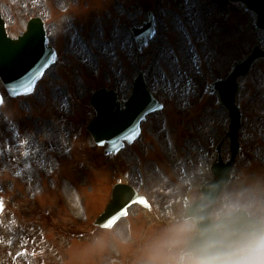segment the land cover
<instances>
[{"label":"rangeland","instance_id":"374dc122","mask_svg":"<svg viewBox=\"0 0 264 264\" xmlns=\"http://www.w3.org/2000/svg\"><path fill=\"white\" fill-rule=\"evenodd\" d=\"M0 10L11 34L24 30L33 17L45 21L57 63L49 67L32 94L17 100L14 112L23 131L41 125L52 137L61 132V141L67 132L77 134L75 154L81 153L83 160L80 191L86 214L101 213L115 178L127 174L128 182L154 199L163 217L175 218L174 205L189 197L187 204L177 207L181 213L199 199L200 187L213 179L211 167L217 161L220 141L222 160H230L226 135L230 113L212 85L226 78L256 45L264 50V30L256 27L255 14L242 4L226 0H0ZM149 12L155 18L156 33L138 48L132 28L147 21ZM139 71L163 107L146 116L133 143L106 155V146H97L86 129L95 114L91 95L106 87L116 90L124 103ZM236 103L243 115L240 151L228 187L264 176V58L238 80ZM3 167L9 169L5 163ZM70 183L75 188V169ZM134 212L131 208L132 222ZM132 225L130 238L117 236L118 225L101 230L100 253L109 246L114 252H126L144 245L138 237L145 225ZM84 241L81 255L88 257L91 248ZM152 249L148 252L161 253Z\"/></svg>","mask_w":264,"mask_h":264},{"label":"flooded vegetation","instance_id":"af4514ba","mask_svg":"<svg viewBox=\"0 0 264 264\" xmlns=\"http://www.w3.org/2000/svg\"><path fill=\"white\" fill-rule=\"evenodd\" d=\"M18 99L9 95L0 79V264H147L159 259L162 244L157 236L173 218L163 217V210L157 211L154 199L141 189L147 205H134L133 222L130 208L109 230L118 225L117 236L130 238L132 223L145 225L138 237L139 244H145L126 252H114L109 246L100 253L99 234L108 229L96 225L100 213L94 216L84 211L81 153L75 154L67 134L61 141V132L52 137L41 125L21 130L14 112ZM74 169L75 188L68 184ZM118 181L127 183L125 177L117 176L114 185ZM174 206L177 217L179 202ZM84 240L91 248L88 257L81 255ZM153 246L161 253L148 252L154 251Z\"/></svg>","mask_w":264,"mask_h":264},{"label":"water","instance_id":"95a60500","mask_svg":"<svg viewBox=\"0 0 264 264\" xmlns=\"http://www.w3.org/2000/svg\"><path fill=\"white\" fill-rule=\"evenodd\" d=\"M228 1L242 2L257 14V25L264 28V0ZM133 33L139 46L144 44L147 38H151L155 33L153 15L149 13L148 21L140 27L133 28ZM46 43L47 33L40 18L31 19L26 32L13 39L8 36L5 21L0 14V76L11 95L32 92L44 71L54 63L55 52L52 47H47ZM261 57H264V51L255 47L248 58L236 65L227 79L214 84L213 89L219 93L222 103L230 111L228 137L231 142L232 158L227 164L219 158L213 168L214 180L202 188V194L206 193L212 184L223 187L230 181L239 151L238 133L241 126V114L235 100L238 80L247 75L255 60ZM91 105L96 111V116L90 120L87 129L98 145L108 144L107 153H115L123 147L124 141L131 143L139 135L140 122L145 116L162 107L147 89L143 73H139L136 78L132 96L123 107L117 93L107 89L96 91L92 96ZM136 202L144 204V199L134 188L117 184L111 201L96 224L111 227L118 218L127 213V208Z\"/></svg>","mask_w":264,"mask_h":264},{"label":"clouds","instance_id":"9594fccd","mask_svg":"<svg viewBox=\"0 0 264 264\" xmlns=\"http://www.w3.org/2000/svg\"><path fill=\"white\" fill-rule=\"evenodd\" d=\"M157 240L162 254L147 264H264V176L210 185Z\"/></svg>","mask_w":264,"mask_h":264}]
</instances>
